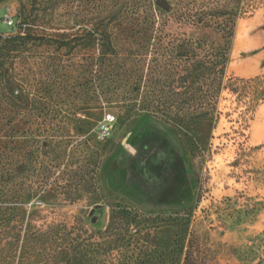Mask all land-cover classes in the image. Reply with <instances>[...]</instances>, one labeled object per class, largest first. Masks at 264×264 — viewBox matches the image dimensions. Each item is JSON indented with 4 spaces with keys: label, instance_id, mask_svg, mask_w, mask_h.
I'll use <instances>...</instances> for the list:
<instances>
[{
    "label": "rangeland",
    "instance_id": "374dc122",
    "mask_svg": "<svg viewBox=\"0 0 264 264\" xmlns=\"http://www.w3.org/2000/svg\"><path fill=\"white\" fill-rule=\"evenodd\" d=\"M134 1L66 0L62 28L73 40H35L6 58L2 142L11 162L26 171L27 186L48 164L55 166L59 184L52 178L42 196L19 207L13 222L0 224V264H56L40 232L77 225L98 239L115 206L148 218L146 229L164 250L173 246V226L190 219V230L208 240L217 264H264L263 102L253 106L249 98L225 91L214 129L204 126L203 136L188 140L157 118L138 113L126 119L71 89L86 75L87 60L101 54L105 40H90L88 34L104 18L113 22L111 41L128 46ZM23 2L29 10V0ZM21 8L18 0L0 4L2 21L14 24L9 17L16 19ZM257 76H264L263 6L237 21L226 69L227 82ZM108 115L116 118L115 128L101 141L96 129ZM35 141L51 148L31 161ZM90 164H97L95 178Z\"/></svg>",
    "mask_w": 264,
    "mask_h": 264
},
{
    "label": "trees",
    "instance_id": "16d2710c",
    "mask_svg": "<svg viewBox=\"0 0 264 264\" xmlns=\"http://www.w3.org/2000/svg\"><path fill=\"white\" fill-rule=\"evenodd\" d=\"M6 1L0 0V4ZM18 1L22 10L14 24L8 25L0 17V34H12L0 36V224L13 222L20 206L51 187L55 167L43 165L37 180L27 186L26 171L10 160L2 142L6 129L5 60L35 40H73L62 28L68 15L66 0H29V10L23 0ZM158 1H134L135 28L127 31L126 48L111 41L116 40L108 31L111 18H104L101 28L90 30V40L105 41L101 54L87 60L86 75L71 86L74 93L80 90L90 103L115 108L126 119L138 113L150 115L188 140L203 136L204 126L214 129L225 91L249 98L252 105L264 103V76L226 81L237 21L264 7V0H165L168 9L160 7ZM4 12L0 9V15ZM189 29L196 34H188L185 30ZM39 30L41 34H36ZM62 43L60 47H66ZM35 143L29 150L31 161L37 160L36 153L46 156L51 148ZM96 167L90 164L87 168L92 178ZM53 179L59 184V177ZM149 222L138 213L115 206L109 226L98 239L80 226L65 224L40 232L38 239L53 250L56 264H217L208 240L190 230V219L173 226L176 232L168 250L160 248L151 230L146 229ZM153 223L159 229L157 222Z\"/></svg>",
    "mask_w": 264,
    "mask_h": 264
},
{
    "label": "built area",
    "instance_id": "2783aa9c",
    "mask_svg": "<svg viewBox=\"0 0 264 264\" xmlns=\"http://www.w3.org/2000/svg\"><path fill=\"white\" fill-rule=\"evenodd\" d=\"M13 22V18L9 17V23ZM116 118L112 115L106 116V118L99 123L96 132L99 140L105 141L112 135L115 128Z\"/></svg>",
    "mask_w": 264,
    "mask_h": 264
},
{
    "label": "water",
    "instance_id": "95a60500",
    "mask_svg": "<svg viewBox=\"0 0 264 264\" xmlns=\"http://www.w3.org/2000/svg\"><path fill=\"white\" fill-rule=\"evenodd\" d=\"M158 5H159L160 7H163V8H165V9H168V3H167L165 0H159V1H158ZM94 211H95V209L92 210V213H91V214H93ZM94 221H95V220H94Z\"/></svg>",
    "mask_w": 264,
    "mask_h": 264
}]
</instances>
